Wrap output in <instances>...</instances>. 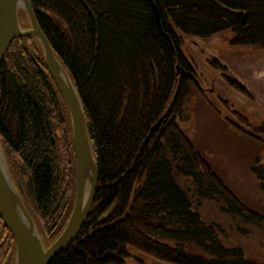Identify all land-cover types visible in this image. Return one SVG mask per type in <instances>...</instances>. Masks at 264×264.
Segmentation results:
<instances>
[{
    "label": "trees",
    "instance_id": "obj_1",
    "mask_svg": "<svg viewBox=\"0 0 264 264\" xmlns=\"http://www.w3.org/2000/svg\"><path fill=\"white\" fill-rule=\"evenodd\" d=\"M29 2L81 101L97 166L87 219L49 264H125L139 261L137 253L166 264H258L224 245L193 209V198L217 195L232 216L264 222L245 212L178 123L196 83L184 39L230 31V46L264 48V0H153L159 25L147 0ZM19 24L29 27L24 13ZM0 144L20 163L13 182L48 248L72 210L75 161L67 107L32 37L14 39L0 65ZM250 171L264 190V165L256 160ZM179 177L190 179L192 195ZM0 250V264H13L1 220Z\"/></svg>",
    "mask_w": 264,
    "mask_h": 264
},
{
    "label": "rangeland",
    "instance_id": "obj_2",
    "mask_svg": "<svg viewBox=\"0 0 264 264\" xmlns=\"http://www.w3.org/2000/svg\"><path fill=\"white\" fill-rule=\"evenodd\" d=\"M231 37V32L226 31L206 39H184L183 53L192 62L197 82L189 86L178 125L245 212L264 216V190L250 171L256 160L264 165V134L259 131L264 126V48L232 47ZM226 77L240 83L245 93L232 90ZM235 114L245 122L238 121ZM3 155L12 178L10 170L20 163L11 153ZM178 181L192 195L190 179L179 177ZM192 200L193 209L204 223L215 226L224 245L237 246L245 258L264 264V222L257 223L247 215L232 216L217 195ZM161 240L173 245L170 240ZM2 253L0 250V256ZM136 256L143 264H166L144 254Z\"/></svg>",
    "mask_w": 264,
    "mask_h": 264
},
{
    "label": "water",
    "instance_id": "obj_3",
    "mask_svg": "<svg viewBox=\"0 0 264 264\" xmlns=\"http://www.w3.org/2000/svg\"><path fill=\"white\" fill-rule=\"evenodd\" d=\"M147 1L159 25L156 5L153 0ZM20 11L27 16L30 26L28 29L20 27L18 22ZM23 36L32 37L41 46L45 68L69 113L76 171L75 196L64 229L46 248L12 181L0 144V220L14 242L13 264H49L73 242L87 219L97 185V166L89 143L81 101L40 29L29 0H0V65L11 42ZM188 75L195 80L192 74ZM154 130L155 127L151 129L147 138Z\"/></svg>",
    "mask_w": 264,
    "mask_h": 264
},
{
    "label": "bare ground",
    "instance_id": "obj_4",
    "mask_svg": "<svg viewBox=\"0 0 264 264\" xmlns=\"http://www.w3.org/2000/svg\"><path fill=\"white\" fill-rule=\"evenodd\" d=\"M20 13H23L22 11H20L19 13H18V22H19V15H20ZM30 27V26H29ZM29 27H27V28H23V29H28ZM23 37H30V36H23ZM41 47V46H40ZM51 47V46H50ZM43 53V52H42ZM54 54V53H53ZM55 56V55H54ZM43 62H44V58H43ZM44 66H45V64H44Z\"/></svg>",
    "mask_w": 264,
    "mask_h": 264
},
{
    "label": "flooded vegetation",
    "instance_id": "obj_5",
    "mask_svg": "<svg viewBox=\"0 0 264 264\" xmlns=\"http://www.w3.org/2000/svg\"><path fill=\"white\" fill-rule=\"evenodd\" d=\"M193 80H194V79H193ZM196 82H197V81H196ZM197 84H198V83H197ZM137 259H138V260H141V259L138 258V257H137ZM128 261H132L133 263H137V264H143V263H141V262H139V261L136 262L135 260H131V259H128Z\"/></svg>",
    "mask_w": 264,
    "mask_h": 264
}]
</instances>
